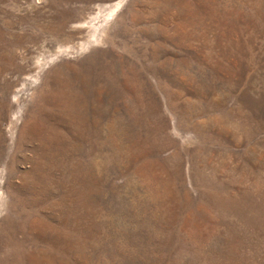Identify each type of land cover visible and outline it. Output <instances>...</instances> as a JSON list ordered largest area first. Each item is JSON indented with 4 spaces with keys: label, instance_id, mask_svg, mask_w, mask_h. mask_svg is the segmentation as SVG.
I'll use <instances>...</instances> for the list:
<instances>
[{
    "label": "rangeland",
    "instance_id": "obj_1",
    "mask_svg": "<svg viewBox=\"0 0 264 264\" xmlns=\"http://www.w3.org/2000/svg\"><path fill=\"white\" fill-rule=\"evenodd\" d=\"M0 264H264V0H0Z\"/></svg>",
    "mask_w": 264,
    "mask_h": 264
},
{
    "label": "bare ground",
    "instance_id": "obj_2",
    "mask_svg": "<svg viewBox=\"0 0 264 264\" xmlns=\"http://www.w3.org/2000/svg\"><path fill=\"white\" fill-rule=\"evenodd\" d=\"M21 95V94H20Z\"/></svg>",
    "mask_w": 264,
    "mask_h": 264
}]
</instances>
